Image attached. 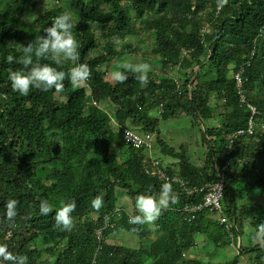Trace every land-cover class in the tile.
Segmentation results:
<instances>
[{
	"label": "trees",
	"instance_id": "1",
	"mask_svg": "<svg viewBox=\"0 0 264 264\" xmlns=\"http://www.w3.org/2000/svg\"><path fill=\"white\" fill-rule=\"evenodd\" d=\"M51 1L53 6L30 20L28 8L37 9L38 0H0V245L26 255L28 264H212L204 257L187 258L186 252L198 234L220 223L216 214L198 212L191 219L176 209L200 202L204 191L188 194L173 184L176 203L162 209L154 225L128 222L138 215L137 196L158 197L166 182L145 169V160L160 159L162 152L174 159L168 172L190 186L226 177L223 214L232 227L207 234L217 248L236 251L215 264H264V247L257 242L264 240V204L255 194L264 193V0H227L220 9L219 0H69L79 63L91 74L76 85L66 77L60 92L33 88L22 96L7 79L9 69L22 65H9L4 57L19 56L30 42L35 46L52 18L66 10L62 0ZM96 26L102 27L99 33ZM129 35L151 40L155 57L147 63L160 65L158 73L150 69L146 85L131 74L118 84L106 66L138 52ZM73 66L69 61L59 70L67 73ZM253 108L258 112L252 134ZM184 115L201 132L199 164L184 143L176 149L161 131L162 120ZM125 129L149 134L159 144L136 146ZM125 190L134 209L130 214L116 208ZM97 195L104 201L99 211L91 207ZM9 199L18 201L14 222L4 216ZM42 199L53 207L47 216L39 213ZM72 200V230L55 229V209ZM154 230L161 234L152 239ZM115 231L136 233L144 241L138 247L111 243L108 236ZM245 234L254 244L243 243Z\"/></svg>",
	"mask_w": 264,
	"mask_h": 264
},
{
	"label": "clouds",
	"instance_id": "2",
	"mask_svg": "<svg viewBox=\"0 0 264 264\" xmlns=\"http://www.w3.org/2000/svg\"><path fill=\"white\" fill-rule=\"evenodd\" d=\"M226 2L227 0H219L217 7H222ZM76 23L77 22L73 19V15L65 10L62 14L56 15L52 18V24L47 28H44L45 34L40 35L35 46L30 42L26 46L23 45L22 53L19 56H14L9 53L4 57L5 62L9 65L13 64V62L22 65L21 69H9L7 73V79L10 82L13 92L22 96H27L33 88L44 92L50 90L60 92L63 90V81L66 77L73 85L88 79L91 74L88 65L79 63V44L73 35V29L76 27ZM42 59H47L51 63H41L40 61ZM69 61L73 62L74 66L67 73L59 70L60 67ZM149 71L150 65L148 63H132L124 60L117 62L115 70L111 72V77L113 81L120 84L126 82L129 79V74H131L141 85H146L149 81ZM261 129L263 130L264 128L261 127ZM191 152L193 156V151L191 150ZM197 154L196 159L200 161V148H197ZM193 157H191L192 162L199 164L198 161H193ZM228 165L229 164L226 163V166ZM165 166L167 168V165ZM222 177L226 180L224 174H219L215 180ZM173 184L182 185L183 181L179 177H176L170 182L163 183L158 197L138 195L136 198V210L138 215L131 216L128 222L133 225L154 223L161 215L162 209L167 208L170 203H176V197L173 193ZM201 184H198V186L201 187ZM204 184H206V182H204ZM17 203L18 201L15 199H9L6 201L4 216L9 222H14L18 215ZM103 203V197L97 195L92 199L91 207L94 210L99 211L103 206ZM123 204L125 203L119 202L116 207L117 210L122 212L124 208H126L128 214L134 211L133 206H129L131 205V201L127 204L128 207H124ZM184 205H180V207L176 209H179ZM75 209L76 202L74 200L68 202L62 201L60 207L54 211L53 227L60 231H71L73 228L72 213ZM51 212H53V207L49 201L47 199L40 200L39 213L43 216H47ZM219 216L220 217L216 219L220 221L218 225L221 226V232H224L222 225H225L226 228L232 227L223 212L222 214H219ZM222 216L226 218L225 223L221 222ZM257 242L260 243L261 247H264V240H258ZM28 260L29 258L26 255L13 254L8 250L7 246L0 245V264H8V262H10V264H28Z\"/></svg>",
	"mask_w": 264,
	"mask_h": 264
},
{
	"label": "rangeland",
	"instance_id": "3",
	"mask_svg": "<svg viewBox=\"0 0 264 264\" xmlns=\"http://www.w3.org/2000/svg\"><path fill=\"white\" fill-rule=\"evenodd\" d=\"M61 4L63 6H65L66 10L69 11L73 16H76L74 10L70 7V3L69 0H62ZM54 3L51 0H38V7L35 10H32L31 7L28 8L27 11V17L32 20L35 18L36 15L40 14V12H42V7L47 6H53ZM102 30V27H97L96 26V31L97 33H99V31ZM149 38V36H147ZM128 41H130L132 44L138 46L140 49L138 50V52H136L135 54H127L125 57H118L116 58L112 64V65H106L107 68L109 69V71H114L115 70V66L117 64V62L119 61H130L132 63H147V61H149L147 58H152L151 60H153V57H155L152 54L151 51V40L147 41V40H143L141 39V37L139 35H129L126 38ZM150 65V69L155 70V73L159 72V68L160 65L158 63H155L153 61V63H148ZM154 68V69H153ZM174 73V72H172ZM106 103L103 102L101 103V106H105ZM108 112H110L111 115H113V111H112V107L107 109ZM161 131L163 133V135L165 136V138L169 141V143L171 145H173L174 147H176V149H179L180 144L184 143L186 145V147L188 149H190L193 151V161L197 162L198 160L197 158V148H198V144L196 143L197 140H201V132L199 130V126L198 124H193V120L192 117L189 116H181L179 118L176 119H168V120H162L161 122ZM158 143V141H156ZM155 142V144H156ZM159 144V143H158ZM201 144V143H200ZM159 146V145H158ZM199 147H203L202 145ZM160 153V155L158 156V154ZM155 154H157V151L155 150ZM157 156L160 157V159L164 162L165 165H167L168 163L174 161L173 157H171L169 154L166 153H162V152H158ZM154 156V155H153ZM200 162V161H198ZM202 163V161H201ZM77 175L80 176V170H78ZM123 193V194H122ZM120 195V203H123V199H124V203L128 204L130 202V198L125 191H123ZM256 194V198L260 203L264 204V193L262 192L261 189H257L255 191ZM263 195V196H262ZM229 197L226 195L223 197L222 199V207L224 208V206L228 203ZM132 203V202H131ZM132 207V204L129 205ZM219 214H216L214 216V218H219ZM159 220V218L155 221L157 222ZM76 223V220L74 221ZM151 223V225L155 224ZM215 227L214 231L215 234L216 233H221L222 229L220 225H215L212 226V228ZM211 228V227H210ZM208 229L206 230L204 233H200L196 236V243L193 246V248L186 252L187 258H194V257H204V259L206 260H210V262L213 264L218 263L224 259H229L232 258L234 255V252L236 251V248L233 246H229V247H225L224 249L222 248H217L216 244L212 241L211 238H209L207 233L213 234L214 235V231L212 229ZM250 229V226H249ZM156 234L159 235L161 234V231H159V233H156L155 230L153 231L151 235L152 239L156 238ZM109 242L113 243L118 242V243H122L131 247H138L141 244V241H144V239L142 238H138L136 233H130L127 231H121L120 233L118 232H113L108 236ZM242 241L244 244H254L255 241H251V239H249L248 236L243 235L242 236ZM38 246H42V242L41 239L37 240ZM225 252V254H224ZM45 255V254H44ZM242 264H246V261H242Z\"/></svg>",
	"mask_w": 264,
	"mask_h": 264
},
{
	"label": "built area",
	"instance_id": "4",
	"mask_svg": "<svg viewBox=\"0 0 264 264\" xmlns=\"http://www.w3.org/2000/svg\"><path fill=\"white\" fill-rule=\"evenodd\" d=\"M220 9V8H219ZM238 85H242V77H241V72L236 75ZM258 111L253 108V115L250 119L249 123V128L248 131L249 133H254L256 124L254 123V115ZM263 122L261 123V127L264 128V116H262ZM244 130H240L237 132V134H240ZM234 134V135H237ZM124 135L131 141L136 146H141L146 144L147 146H152V136L151 135H146L145 137L138 134L134 133L130 130L124 131ZM145 169L148 174H150L153 177H156L160 180H164L166 182L172 181L174 178L179 177L182 181L183 184L180 185L184 191H186L188 194H195L204 191L203 199L198 202V203H187L181 208L177 209L179 211H182L186 214L187 218L194 219L197 215L198 212L202 211H208L211 214H222L223 212V207H222V199L224 197V190H225V178L222 177L220 179H217L212 182H206L201 187H196V186H190L189 182L184 179V177L180 176L179 174L172 175L167 171L166 166L163 164L162 160L159 158H154L151 157L150 159L145 160ZM119 211V210H117ZM221 222L225 223L226 218L222 216ZM109 225V220L107 221L106 225L103 228H100L97 230V235L98 237H101L103 234V230L106 228V226Z\"/></svg>",
	"mask_w": 264,
	"mask_h": 264
},
{
	"label": "crops",
	"instance_id": "5",
	"mask_svg": "<svg viewBox=\"0 0 264 264\" xmlns=\"http://www.w3.org/2000/svg\"><path fill=\"white\" fill-rule=\"evenodd\" d=\"M123 202H124V201H123ZM128 204H129V203H128ZM210 229H211V228H210ZM214 229H215V227L212 228V230H214ZM200 258H201V257H200Z\"/></svg>",
	"mask_w": 264,
	"mask_h": 264
}]
</instances>
